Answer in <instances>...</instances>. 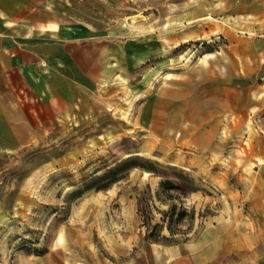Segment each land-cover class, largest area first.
<instances>
[{"label":"rangeland","instance_id":"obj_1","mask_svg":"<svg viewBox=\"0 0 264 264\" xmlns=\"http://www.w3.org/2000/svg\"><path fill=\"white\" fill-rule=\"evenodd\" d=\"M226 2H73L87 36L53 65L57 95L41 96L33 116L22 106L33 142L0 153V264L264 259V74L245 75L246 20ZM128 157L194 178L188 241L143 239L136 196L161 175L132 167L106 186L95 179Z\"/></svg>","mask_w":264,"mask_h":264},{"label":"crops","instance_id":"obj_2","mask_svg":"<svg viewBox=\"0 0 264 264\" xmlns=\"http://www.w3.org/2000/svg\"><path fill=\"white\" fill-rule=\"evenodd\" d=\"M74 1L0 0V153L33 142L32 131H23L22 106L31 104L33 116L41 96L57 95L61 78L53 65L70 63L72 41L87 36V22L73 13ZM227 1L231 16L246 20L239 30L244 35H237L245 75L264 74V0Z\"/></svg>","mask_w":264,"mask_h":264},{"label":"trees","instance_id":"obj_3","mask_svg":"<svg viewBox=\"0 0 264 264\" xmlns=\"http://www.w3.org/2000/svg\"><path fill=\"white\" fill-rule=\"evenodd\" d=\"M136 161L134 157H128L117 161L102 174L95 177L101 182V186H106L117 179V176L132 167H139L146 171L161 175L154 193L148 185L136 196L137 215L139 227L143 232V239L150 242H160L164 244H176L190 239L188 233L193 228L196 210L194 206L187 207L183 198L187 193L196 191L198 188L194 183V178L185 174L182 169L169 167L170 175L175 179L166 177L156 163L148 159ZM89 186V185H88ZM81 191H74L78 195ZM155 201L159 202V205ZM164 205L165 207H161ZM157 214V217L155 215ZM208 206L198 212L200 218L210 215ZM166 231V233H164ZM196 233V231L194 232ZM257 264H264V259Z\"/></svg>","mask_w":264,"mask_h":264}]
</instances>
